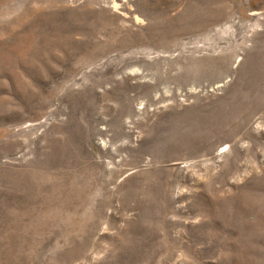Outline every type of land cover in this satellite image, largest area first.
Segmentation results:
<instances>
[{
	"label": "rangeland",
	"instance_id": "rangeland-1",
	"mask_svg": "<svg viewBox=\"0 0 264 264\" xmlns=\"http://www.w3.org/2000/svg\"><path fill=\"white\" fill-rule=\"evenodd\" d=\"M0 264H264V0H0Z\"/></svg>",
	"mask_w": 264,
	"mask_h": 264
},
{
	"label": "bare ground",
	"instance_id": "bare-ground-1",
	"mask_svg": "<svg viewBox=\"0 0 264 264\" xmlns=\"http://www.w3.org/2000/svg\"><path fill=\"white\" fill-rule=\"evenodd\" d=\"M26 38V37H25ZM31 38V37H30ZM33 38V37H32ZM32 38H31V40H32ZM29 42V38H27V39H24V43L25 44H27ZM33 42V41H32ZM30 43V42H29ZM23 43L21 42V44H17V46L18 47H20L21 45H22ZM33 44V43H32ZM24 45V44H23ZM28 45V44H27ZM31 46V45H30ZM33 46V45H32ZM32 46H31V48H32ZM28 48H29V46H28ZM23 49H24V47H23ZM28 50V49H27Z\"/></svg>",
	"mask_w": 264,
	"mask_h": 264
}]
</instances>
